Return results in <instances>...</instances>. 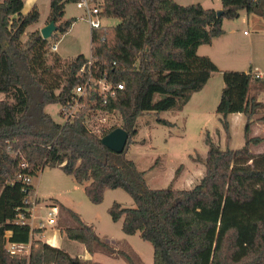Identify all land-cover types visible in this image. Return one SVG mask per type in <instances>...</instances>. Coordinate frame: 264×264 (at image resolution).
<instances>
[{
	"label": "trees",
	"instance_id": "1",
	"mask_svg": "<svg viewBox=\"0 0 264 264\" xmlns=\"http://www.w3.org/2000/svg\"><path fill=\"white\" fill-rule=\"evenodd\" d=\"M25 1L0 0V264H98L33 239L41 230L17 221L21 211L30 216L27 208L36 196L35 185L26 178L46 166L59 167L84 184L94 204L102 203L109 189L125 190L135 206L115 200L108 212L114 222L122 220L123 232L139 233L152 244L153 264H264V152L254 149L264 137L251 133L264 103L256 95L259 89L252 92L251 73L222 71L225 86L217 113L227 137L228 115L245 114V144L222 148L208 140L205 173L194 186L151 188L146 172L127 157L141 115L182 109L220 71L209 56L198 54L199 47L224 33L225 18H238L242 10L262 14L264 0H222L220 15L201 3L106 0L103 16L119 23L91 31V55L99 74L106 71L117 87L106 108L119 112L122 123L100 134L84 124L85 111L63 123L46 111L48 104H65L83 83L78 73L87 57L62 58L52 50L75 21L64 19L63 0L50 3L46 24L57 25L51 37L43 38L37 29L23 40L41 17L36 3L24 13ZM256 80L264 83V77ZM158 121L169 124L161 117ZM117 127L129 133L121 153L102 143ZM59 208L77 222L61 231L90 253L100 250L128 264H144L131 249L117 250L100 237L78 212L64 204ZM10 243H31L30 251L11 252Z\"/></svg>",
	"mask_w": 264,
	"mask_h": 264
},
{
	"label": "rangeland",
	"instance_id": "2",
	"mask_svg": "<svg viewBox=\"0 0 264 264\" xmlns=\"http://www.w3.org/2000/svg\"><path fill=\"white\" fill-rule=\"evenodd\" d=\"M63 1L66 3L64 19L74 18L75 21L68 33L62 35L57 42V49L52 50L62 58H75L80 54L88 57L91 54V29L85 20V15L72 0ZM177 1L183 5L201 3L205 8L216 10L222 8V0ZM33 3L38 5L41 17L39 22L27 28L22 36L23 40L28 38V32L41 30L46 25L50 12L51 0H26L23 12L27 13ZM104 23L116 25L119 20L106 18ZM223 23L224 34L220 38H214L212 44L202 45L198 49L199 55L211 56L221 68L220 71L212 75L204 89L194 93L182 109L159 113L147 112L138 118V133L129 146L127 157L134 160L141 171L146 172V180L151 188H164L173 185L175 188L188 189L199 182L205 173L204 159L208 151L207 141L210 139L222 148H226L231 146V133H233L234 148L245 144L246 116L239 115L243 117L242 123H233V129L230 128V139H228L220 115L217 113V106L225 86L222 71L231 69L249 72L253 75L252 91L264 90V83L257 81L258 76L253 74L255 66L264 71V27L248 18L245 10L242 12L241 18H225ZM2 98H4V94H0V99ZM59 110L60 104L58 103L46 106V111L56 121L64 122ZM263 113L264 107H261L254 116L251 132L254 136L264 137ZM158 117L166 119L169 124L160 123ZM232 120L234 121V116H232ZM112 123L114 125L122 123L119 112L112 118ZM254 149L257 153L264 152V142ZM32 182L40 197V201L33 211L35 217L33 225H37L34 228H46V234H50L52 228L46 220L48 211L51 205H57L59 208L60 202H62L78 212L86 223L93 224L97 232L104 238L108 236L120 239L122 235H125L121 229V220L114 222L108 212L115 200L124 207L135 206L134 200L125 190L121 188L109 189L103 202L94 204L86 195L84 184L76 182L61 168L49 166L44 167L36 177L32 178ZM41 221L45 223V226H38ZM76 224L77 222L69 216L67 210L59 208L56 224H53L55 225L54 231L60 234L62 228ZM64 239L65 246L73 256L81 258L88 256L84 244L70 240L67 235H64ZM130 241L138 249L143 261L153 264L152 244L144 241L138 235H135V238ZM178 259L182 262L181 255H178ZM122 263L126 264L124 260Z\"/></svg>",
	"mask_w": 264,
	"mask_h": 264
},
{
	"label": "built area",
	"instance_id": "3",
	"mask_svg": "<svg viewBox=\"0 0 264 264\" xmlns=\"http://www.w3.org/2000/svg\"><path fill=\"white\" fill-rule=\"evenodd\" d=\"M77 8L81 9L85 15L91 31L96 28L105 26L103 16L106 0H72ZM262 1V0H257ZM57 49V44L52 47ZM78 75L84 79L82 84L75 87L72 97L63 105L60 106V115L64 122L71 120L77 116L80 111H85L84 124L95 133H102L104 129H108L114 125L112 118L116 112L107 110L106 105L109 97L116 96V86H113L107 79V72L99 74L97 65L95 64L92 55L87 57L86 63L79 70ZM261 76L260 74H255ZM119 89H123V84L118 85ZM63 123V122H62ZM27 182H32V178H26ZM32 207L27 208L30 211V216L27 217L26 212L21 211L17 216V221L22 224L32 225L33 211L37 205L36 196L31 200ZM28 203L29 200L27 199ZM59 208L57 205H51L48 211L47 224H56ZM45 226L41 221L39 227ZM25 244L10 243L8 250L11 252L21 251Z\"/></svg>",
	"mask_w": 264,
	"mask_h": 264
},
{
	"label": "crops",
	"instance_id": "4",
	"mask_svg": "<svg viewBox=\"0 0 264 264\" xmlns=\"http://www.w3.org/2000/svg\"><path fill=\"white\" fill-rule=\"evenodd\" d=\"M177 1V0H176ZM31 2V1H30ZM178 2V1H177ZM179 3H181V2H179ZM33 4H35V3H33ZM33 4H32V6H33ZM262 4H263V8H264V1H262ZM32 8V7H31ZM262 8V14H257V13H248L247 12V17L248 18H251V20H253L255 23H259V26H263L264 27V9ZM244 10H242L241 12H240V16L238 17V19L239 18H241V16H242V12H243ZM237 19V18H236ZM45 24V23H44ZM43 24V25H44ZM224 24V23H223ZM224 32H225V30H224ZM245 33H246V31H245ZM224 34V33H223ZM222 34V35H223ZM221 35V36H222ZM221 36H219L218 38H220ZM213 42V41H212ZM212 44V43H211ZM208 56V55H207ZM210 58H211V56H209ZM212 59V58H211ZM213 60V59H212ZM214 61V60H213ZM215 62V61H214ZM216 63V62H215ZM217 64V63H216ZM217 66L219 67V69H221L220 68V66L217 64ZM257 73H259L260 75H261V77H264V71H261L260 70V68L258 67V66H255L254 67V71H253V74H257ZM210 80V79H209ZM251 82H253V80L251 81ZM208 83V82H207ZM207 85V84H206ZM205 85V86H206ZM204 89V88H203ZM202 89V90H203ZM202 90H200V91H202ZM200 91H198V92H200ZM250 91V90H249ZM252 92H254V91H252ZM256 95H257V97H258V100L259 101H261V102H263L264 103V90H258L257 92H256ZM193 96V95H192ZM260 98H262V100H260ZM241 114V116L244 114V113H242V112H237V113H231V114H229L228 115V120H229V123H230V128H231V130L233 129V123L235 122V123H242V118L243 117H240L239 115ZM245 115V114H244ZM232 116H234V121L232 120ZM245 119V118H244ZM231 148H233V149H236V148H234V146H233V133H231ZM243 146V145H242ZM242 146H240V147H242ZM240 147H238V148H240ZM34 184V183H33ZM36 188V187H35ZM108 191V190H107ZM107 191H106V193H107ZM106 193H105V195H106ZM36 196H37V198L39 199V201H40V197H39V195H38V191H37V189H36ZM60 204H63L62 202H60ZM81 216V215H80ZM35 217H33L31 220H32V222H33V219H34ZM88 224V223H87ZM32 225H33V223H32ZM90 225H93V224H90ZM34 226L36 227L37 225H33V229H34ZM39 226V225H38ZM51 226V232H50V234H46L47 233V229L45 228H37V229H40L41 231L39 232V234H37L33 239H41V240H43V241H45V242H47V243H49V244H51V245H53V246H55V247H59V248H62V249H65V250H67V252L69 253V254H71V252H70V250L65 246L66 244H65V239H64V235L66 236V234L63 232V231H61L60 230V234L57 232V231H54V228L53 227H55V225H50ZM93 227H94V225H93ZM95 228V227H94ZM121 229H122V220H121ZM96 230V229H95ZM96 232H97V230H96ZM98 233V232H97ZM99 234V233H98ZM124 234L125 235H122V237H120V239H115V238H109L108 236L106 237V238H104L103 236H101L100 234V237H102L103 239H105L106 241H108V242H110L111 244H113L114 246H115V248L118 250V249H131L133 252H135L137 255H139L140 256V259H141V261L144 263V264H147V263H145L144 261H143V258L141 257V255H140V253H139V251H138V249L137 248H135L134 246H133V244L131 243V239H134L135 238V235H138V236H140L139 235V233H137V234H135V235H129V234H126L125 232H124ZM68 238V237H67ZM128 238H130V239H128ZM71 240V239H70ZM83 244V243H82ZM30 246H31V243H28V244H25V246H23V250L22 251H19V252H17V253H29V251H30ZM85 246V245H84ZM86 248V247H85ZM25 251V252H24ZM86 251H87V253H88V256H85L86 258H84V259H91V260H93L94 262H96V263H98V264H124V263H122V260H124L125 262H126V260L124 259V258H122L121 256H118L117 254H113V255H110V254H107V253H104L103 251H100V250H98V251H95L94 253H90L88 250H87V248H86ZM72 255V254H71ZM73 256V255H72ZM76 257V256H75ZM78 257V256H77ZM81 258V257H80ZM126 264H128L127 262H126Z\"/></svg>",
	"mask_w": 264,
	"mask_h": 264
},
{
	"label": "water",
	"instance_id": "5",
	"mask_svg": "<svg viewBox=\"0 0 264 264\" xmlns=\"http://www.w3.org/2000/svg\"><path fill=\"white\" fill-rule=\"evenodd\" d=\"M218 14H222L219 10ZM57 30L55 21L46 24L41 30L43 38H49ZM129 133L123 127H117L102 138V143L115 152L121 153L128 141Z\"/></svg>",
	"mask_w": 264,
	"mask_h": 264
}]
</instances>
